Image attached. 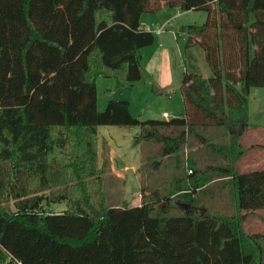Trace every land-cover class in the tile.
Returning a JSON list of instances; mask_svg holds the SVG:
<instances>
[{
    "label": "trees",
    "instance_id": "1",
    "mask_svg": "<svg viewBox=\"0 0 264 264\" xmlns=\"http://www.w3.org/2000/svg\"><path fill=\"white\" fill-rule=\"evenodd\" d=\"M164 6L208 12L179 35L211 74L184 73L179 117L140 119L120 99L99 110L100 75L142 79L156 37L141 17ZM252 87L264 0H0V264H264V233L245 228L264 168L237 166L264 147L242 141ZM101 125L140 127L139 205L108 202Z\"/></svg>",
    "mask_w": 264,
    "mask_h": 264
},
{
    "label": "rangeland",
    "instance_id": "2",
    "mask_svg": "<svg viewBox=\"0 0 264 264\" xmlns=\"http://www.w3.org/2000/svg\"><path fill=\"white\" fill-rule=\"evenodd\" d=\"M207 17L206 10L184 11L171 6H164L155 12H145L141 17V26L145 30L153 31L156 41L143 52L142 79L131 84L100 75L97 79L98 109L104 110L110 99H120L128 100L132 115L140 119H164V112L169 113L170 118L183 115L185 107L180 85L184 73L188 70L207 77L211 71L202 48L184 47L185 39L182 34L179 35V28L185 24L201 25ZM164 25L166 29L158 32L157 29L163 28ZM153 52L154 55L149 58ZM247 112L251 129L256 128L259 131L260 126L264 127V87H252ZM139 131V126L99 127L100 166L104 169V191L110 204H141L138 173L140 151L134 145L135 136ZM261 133L264 131L261 130ZM262 140L264 142V139ZM252 144V140L244 143L246 147ZM252 154L251 149L238 162L240 172L264 168L247 164L252 163ZM112 166L119 172H113ZM9 206L13 208L12 201ZM67 208L65 201L51 205V210L54 211ZM245 228L248 232L264 233V209H258L248 215Z\"/></svg>",
    "mask_w": 264,
    "mask_h": 264
},
{
    "label": "crops",
    "instance_id": "3",
    "mask_svg": "<svg viewBox=\"0 0 264 264\" xmlns=\"http://www.w3.org/2000/svg\"><path fill=\"white\" fill-rule=\"evenodd\" d=\"M145 49H147V47H145V48L142 49V53L144 52ZM154 53L155 52L150 53L149 58L152 57L154 55ZM143 56H144V54H143ZM142 60H143V58H142ZM169 118H170V116H168V117H166L164 119H169ZM258 126H260V125H258ZM261 130L264 131V127L260 126L259 131L256 128L255 129L249 128L248 130L244 131L243 134H242V141H243V143H245L246 141H251L252 140V142H253L252 145H255V144L264 145V142H262L263 141L262 139H264L263 138L264 137V133H261ZM253 136H255V137L253 138ZM251 149L253 151V154L251 156L253 161H252L251 164L250 163H247V164L249 166L258 165L260 167H264V164L262 165V163H264V147H253ZM112 169L114 170L113 172H116V171L119 172V170L114 169V166H112ZM117 174H119V173H117ZM134 205H139V203L132 204V206H134Z\"/></svg>",
    "mask_w": 264,
    "mask_h": 264
},
{
    "label": "water",
    "instance_id": "4",
    "mask_svg": "<svg viewBox=\"0 0 264 264\" xmlns=\"http://www.w3.org/2000/svg\"><path fill=\"white\" fill-rule=\"evenodd\" d=\"M240 25V24H238ZM165 203H163L164 205ZM178 205L181 206L182 208H185L186 210L190 209V204L187 202H183V201H178ZM202 211H205V209H202Z\"/></svg>",
    "mask_w": 264,
    "mask_h": 264
},
{
    "label": "built area",
    "instance_id": "5",
    "mask_svg": "<svg viewBox=\"0 0 264 264\" xmlns=\"http://www.w3.org/2000/svg\"><path fill=\"white\" fill-rule=\"evenodd\" d=\"M164 29H166V25H164L163 28H158L157 31H158V32H162ZM163 115H164L165 117H168V116H169V113L164 112ZM191 171H192V170L190 169L189 172H191ZM141 197H142V194H141V192H140V193H139V198L141 199Z\"/></svg>",
    "mask_w": 264,
    "mask_h": 264
}]
</instances>
